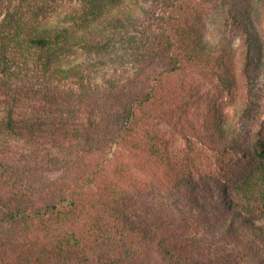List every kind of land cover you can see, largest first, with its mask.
<instances>
[{"label":"trees","instance_id":"16d2710c","mask_svg":"<svg viewBox=\"0 0 264 264\" xmlns=\"http://www.w3.org/2000/svg\"><path fill=\"white\" fill-rule=\"evenodd\" d=\"M32 2L0 22V104L18 111L0 119V264H264V129L252 138L208 123L215 159L196 180L194 157L172 158L154 128L200 102L194 70L222 69L223 88L237 86L230 46L198 29L206 3L239 30L254 94L264 0ZM118 64L136 66L125 82L84 84ZM72 80L79 90L63 85Z\"/></svg>","mask_w":264,"mask_h":264},{"label":"rangeland","instance_id":"374dc122","mask_svg":"<svg viewBox=\"0 0 264 264\" xmlns=\"http://www.w3.org/2000/svg\"><path fill=\"white\" fill-rule=\"evenodd\" d=\"M141 2L142 0H126L130 6ZM33 5L32 0H0V22L9 15L15 17L26 15ZM62 10L63 4H54L45 15L54 19ZM202 13L201 21L198 23V29L202 32V36L213 45L223 43L230 46L232 55L228 68L233 73L234 78L232 79L234 82L236 81L237 86L232 85L230 89L223 88L220 75L225 71L222 69L219 70V74H214L210 70L204 73L198 69L194 70L191 73V79L201 83L202 98L200 102L180 115H176L170 122H155L154 127L166 138H169V155L172 158L194 157L197 168L192 169V176L196 180L200 174L203 177L206 175L210 167H213L215 159L210 148V136L206 131L208 123L217 120L226 131H236L245 137L249 135L252 138L257 137V133L264 129V64L254 73L255 83L252 86L256 90L252 94L249 82L240 77L241 38L239 30L221 9L215 8L211 3L204 5ZM45 15L41 14L40 18ZM135 69L136 66L133 64L98 68L85 78L84 84L90 88L104 89L110 82H125ZM63 85L72 90L81 88L78 80L68 81ZM14 113H18V111L8 105L0 104V119H6ZM177 118L178 120L174 122ZM144 178L151 179L147 175ZM175 194L181 202V207H191L188 193ZM154 196L161 207L176 209L173 198L165 190L156 187Z\"/></svg>","mask_w":264,"mask_h":264}]
</instances>
